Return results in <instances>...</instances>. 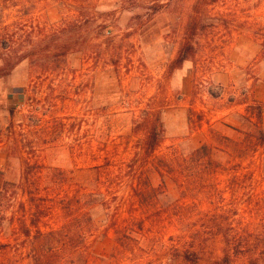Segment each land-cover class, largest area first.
Returning a JSON list of instances; mask_svg holds the SVG:
<instances>
[{
    "label": "rangeland",
    "instance_id": "obj_1",
    "mask_svg": "<svg viewBox=\"0 0 264 264\" xmlns=\"http://www.w3.org/2000/svg\"><path fill=\"white\" fill-rule=\"evenodd\" d=\"M92 3L93 21L86 23L84 0H0L1 23L26 13L21 23L34 42L0 78L1 180H18L15 161L8 167L6 159L11 138L24 158L80 175L102 145L118 158L131 157L142 137L133 135L134 123L149 109L165 111L162 152L171 145L185 152L209 129L236 135L227 126L241 128L246 107L264 105V0ZM187 40L194 54L171 69ZM128 195L126 185L118 189L120 210ZM0 264L21 261L9 251Z\"/></svg>",
    "mask_w": 264,
    "mask_h": 264
},
{
    "label": "trees",
    "instance_id": "obj_2",
    "mask_svg": "<svg viewBox=\"0 0 264 264\" xmlns=\"http://www.w3.org/2000/svg\"><path fill=\"white\" fill-rule=\"evenodd\" d=\"M93 6L84 0L86 23ZM18 13L11 24L0 16V78L34 44L21 23L26 13ZM193 54V44L183 42L170 68ZM263 110L248 105L243 126H227L234 136L209 129L189 151L171 145L162 152L165 111L149 109L134 123L133 135L142 137L131 157L102 145L80 175L24 158L11 138L6 159L8 167L15 161L18 180L0 179V255L15 251L21 264H264ZM125 185L120 210L117 193Z\"/></svg>",
    "mask_w": 264,
    "mask_h": 264
}]
</instances>
